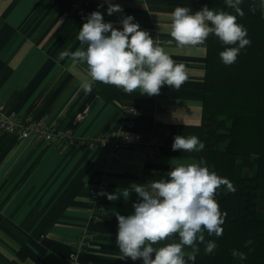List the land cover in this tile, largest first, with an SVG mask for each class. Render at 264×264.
Segmentation results:
<instances>
[{"label": "crops", "instance_id": "obj_1", "mask_svg": "<svg viewBox=\"0 0 264 264\" xmlns=\"http://www.w3.org/2000/svg\"><path fill=\"white\" fill-rule=\"evenodd\" d=\"M81 2L0 0L5 113L71 129L76 138L74 145H55L0 132V264H143L121 261L116 244V213L133 214L137 194L131 192L127 200L120 195L116 201L100 194L106 211L96 218L91 191L119 194L140 185L143 175L150 181L168 179L175 163L200 161V151H173L172 144L178 135L201 140L208 39L202 47H178L169 34V14L178 6L193 12L210 8V0H110L123 9L112 15L105 0H90L69 23ZM93 11L120 30L122 18L134 17L176 62L186 65L188 80L179 89L165 85L154 96L116 88V96L110 97L107 85L99 83L98 88L95 82L86 94L81 88L91 80L86 64L61 60L59 54L86 49L77 36ZM105 134H140L142 141L126 150L80 142ZM149 143L156 148L154 155L148 153ZM85 233L92 241L74 262L73 244ZM173 240L178 242V236Z\"/></svg>", "mask_w": 264, "mask_h": 264}, {"label": "clouds", "instance_id": "obj_2", "mask_svg": "<svg viewBox=\"0 0 264 264\" xmlns=\"http://www.w3.org/2000/svg\"><path fill=\"white\" fill-rule=\"evenodd\" d=\"M225 2L237 15H244L240 7L243 0ZM105 3H108V15L123 11L119 4H112L110 0ZM169 15V34L178 47H202L210 35H215L226 46L219 53L226 66L234 64L241 50L251 44L247 29L238 23L237 15L229 12L213 10L207 5L195 12L178 6ZM85 19L77 39L82 46H87L86 49L61 51L59 59L70 58L86 64L91 78L81 83L86 94L92 91V82H100L128 94L139 90L141 94L154 96L159 95L165 85L179 89L188 80L186 65L176 62L148 31L133 22L134 17L129 15L121 19L122 30L115 28L112 22H104L100 11H93ZM203 148V142L195 135L175 136L172 144L173 151L199 152ZM167 176L168 179L144 185L132 184L119 194L100 193L110 201H116L120 195L127 200L131 192L139 197L132 205L133 214L116 213V244L121 261L189 264L199 253L198 242L205 243V232L209 236H222L226 213L221 212L216 195L222 186L228 192H235L232 182L210 170L204 161L175 163ZM177 236L178 242L173 240ZM250 243L248 241L245 246ZM216 248L213 240L205 244L207 254ZM232 254L240 260L247 258L236 250Z\"/></svg>", "mask_w": 264, "mask_h": 264}, {"label": "trees", "instance_id": "obj_3", "mask_svg": "<svg viewBox=\"0 0 264 264\" xmlns=\"http://www.w3.org/2000/svg\"><path fill=\"white\" fill-rule=\"evenodd\" d=\"M89 3L82 0L69 23ZM240 7L242 17L225 0H210V9L237 15L251 44L226 66L219 56L226 46L215 35L208 37L200 161L232 182L236 191L224 186L218 190L216 200L226 213L223 234L205 232V243L198 242L191 264H264V0H243ZM106 91L116 96V87L107 85ZM209 240L217 244L211 254L205 252ZM233 250L247 258L234 257Z\"/></svg>", "mask_w": 264, "mask_h": 264}, {"label": "built area", "instance_id": "obj_4", "mask_svg": "<svg viewBox=\"0 0 264 264\" xmlns=\"http://www.w3.org/2000/svg\"><path fill=\"white\" fill-rule=\"evenodd\" d=\"M118 106H122L118 104ZM133 111V110H132ZM0 132L17 137L20 141L34 139L43 141L48 144L55 145H74L76 144V138L71 129H57L50 124L33 119L32 117H20L16 113L6 114L5 103L0 98ZM142 141V135L140 134H105L93 140H81L82 144H86L89 147H93L96 144L100 146H108L113 150H126L131 148L133 144ZM153 143L148 144L149 155H154L156 150ZM150 182L149 176L143 175L140 178V185H144ZM91 196L95 200L97 213L96 218H100L104 215L106 208L100 201V189L94 188L91 191ZM93 236L85 233L78 243L73 244V252L70 255V259L74 262L77 260L78 253L86 249ZM128 262H133L131 259Z\"/></svg>", "mask_w": 264, "mask_h": 264}]
</instances>
